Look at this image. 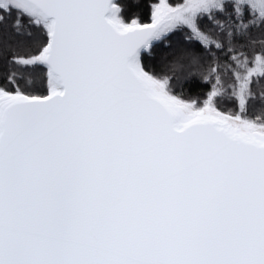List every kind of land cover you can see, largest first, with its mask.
I'll return each instance as SVG.
<instances>
[{
    "label": "snow or ice",
    "instance_id": "obj_1",
    "mask_svg": "<svg viewBox=\"0 0 264 264\" xmlns=\"http://www.w3.org/2000/svg\"><path fill=\"white\" fill-rule=\"evenodd\" d=\"M0 264H264V0H0Z\"/></svg>",
    "mask_w": 264,
    "mask_h": 264
}]
</instances>
